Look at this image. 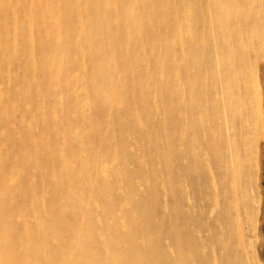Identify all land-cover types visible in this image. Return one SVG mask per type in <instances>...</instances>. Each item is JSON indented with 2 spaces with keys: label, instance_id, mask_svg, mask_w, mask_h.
Wrapping results in <instances>:
<instances>
[{
  "label": "rangeland",
  "instance_id": "rangeland-1",
  "mask_svg": "<svg viewBox=\"0 0 264 264\" xmlns=\"http://www.w3.org/2000/svg\"><path fill=\"white\" fill-rule=\"evenodd\" d=\"M97 4L48 0L18 9L37 17L36 34L55 11L69 31L60 44L108 46L97 59L105 53L111 67L94 77L89 56L72 54L50 80L30 68L39 63L31 50L0 72V264H75L82 252L74 237L86 216L96 220V234L84 232L82 241L99 254L95 263L122 264L97 232L107 226L100 211H111L112 199L120 215L137 208L134 220H120L121 245L145 244L126 264H264V0ZM1 20L0 63L16 35L14 20ZM108 81L119 89L115 96L103 91Z\"/></svg>",
  "mask_w": 264,
  "mask_h": 264
},
{
  "label": "bare ground",
  "instance_id": "bare-ground-1",
  "mask_svg": "<svg viewBox=\"0 0 264 264\" xmlns=\"http://www.w3.org/2000/svg\"><path fill=\"white\" fill-rule=\"evenodd\" d=\"M5 1V2H4ZM0 0V8H2V9H4V11L2 12V14H1V19H4V18H7V17H10V18H12L14 21L12 22L15 26V28H14V32L16 33V35H15V37H14V44H13V49L10 51V50H8V51H6L5 52V54H3L4 55V58H3V60H2V62L0 63V72L2 71V70H4L3 68H5V66H6V62L8 61V59H15V57H17L15 60H17V59H19L20 58V56L21 55H23V54H27L26 52H28V51H31V50H35L36 51V61H39V63L38 62H35V63H33V65H30V68L32 69V70H34V72L35 73H37V74H40V73H44L45 75H44V77L45 78H50V80H54L55 79V71H56V68L58 67V64H61L63 61H65V60H67V59H69V58H71L72 57V54H76V55H83V54H87L88 56H89V58H90V64H91V68H92V72H93V74H94V77H99V76H102V75H104L105 73H106V71H107V69H109L110 67H111V61H110V58H108V57H106V54L104 53L103 54V56H101L102 57V59L101 60H99V59H97V56L100 54V53H102L104 50L106 51V49H108V46H105V47H102L101 49L100 48H98L97 47V45H96V41H93L91 44H90V47H87V48H84L83 50H78V49H76V47L78 46V45H71L70 47H66L65 45H63V44H60V41L63 39V38H65V36L66 35H68L69 34V31L68 30H66V29H64V30H62V29H60L61 27L59 26V24H60V20H59V16H58V13H55V11H51V12H49V14H50V22H49V27L48 28H46V30H45V32L44 33H34L33 32V30H34V22H35V20L37 19V17H34V16H31L30 14H29V10H24V11H22V12H20V11H18V9H19V7L22 5V4H29L30 5V8L29 9H31V10H33L34 8H36V7H40V6H42L43 5V3H45V4H48V0H11L12 1V3H8L6 0ZM208 2V1H207ZM88 3L89 4H91L93 7H96L98 4H97V0H88ZM70 4H72L73 5V3H70ZM120 5V4H119ZM14 6H16V7H14ZM52 10V9H51ZM209 10V9H208ZM130 13V12H129ZM123 15L125 16L126 15V13L125 12H120L119 13V17H118V19H119V21L120 22H122L123 23V21H122V17H123ZM125 18V17H124ZM0 19V20H1ZM134 19L135 18H132V14L130 13L129 14V18L127 19V21L128 22H130V23H133L134 22ZM1 21H3V20H1ZM5 21V20H4ZM9 21H10V19H9ZM12 21V20H11ZM8 23H10V22H8ZM5 24V23H4ZM12 24V25H13ZM11 25V24H10ZM4 26V25H3ZM11 27V26H10ZM13 27V26H12ZM11 27V28H12ZM98 28V26L97 25H95V24H93L92 25V29H93V31H95L96 29ZM1 29H3V28H1ZM5 29V28H4ZM13 29V28H12ZM76 32L78 33V34H80V32H81V30L80 29H77L76 30ZM104 31H102V35H105L104 33H103ZM0 33H2V32H0ZM4 33V32H3ZM2 33V34H3ZM5 34V33H4ZM1 37H3V36H1ZM120 39H122V40H124V39H126V40H128V36L127 37H123V36H120L119 37ZM178 39V38H177ZM264 40V39H263ZM178 42H179V40H178ZM262 43V42H261ZM70 48V49H69ZM3 52H4V50H3ZM160 65H162V63H160ZM7 67H8V65H7ZM8 69V68H7ZM19 70V69H18ZM6 71V70H5ZM6 72H8V71H6ZM6 72H4L5 74H6ZM164 72V69L161 67L160 68V72H159V74H160V76L161 75H167L166 74V72H167V70H166V72H164L165 74H162ZM1 75V74H0ZM14 75V74H13ZM7 76V75H6ZM7 78V77H6ZM9 78V77H8ZM8 78L6 79V82L7 81H9L8 80ZM138 84L139 85H142L143 84V81H144V79L143 78H139L138 80ZM252 89V88H251ZM254 89V88H253ZM118 87L116 86V85H114L113 84V82L112 81H108V83H107V87H104L103 88V91L105 92H107L108 94H111L112 96L114 95H116L115 93H117L118 92ZM253 91V90H252ZM221 94V93H220ZM171 96V95H170ZM169 97V96H168ZM87 100V99H86ZM84 103V102H83ZM84 105V104H83ZM141 105V104H140ZM168 109V108H167ZM189 110V109H188ZM144 111V110H143ZM166 111V110H165ZM167 114V113H166ZM103 116V115H102ZM194 116V115H193ZM99 117V116H98ZM261 117H263L262 115H261ZM139 119V118H138ZM29 121V120H28ZM68 122V121H67ZM99 122V121H98ZM141 122V121H140ZM26 123V122H25ZM191 123H193V122H191ZM147 124V123H146ZM31 126V125H30ZM143 126V125H142ZM194 126V125H193ZM262 126V125H261ZM67 127V126H66ZM195 127V126H194ZM119 128V127H118ZM99 129V128H98ZM198 129V128H197ZM199 130V129H198ZM261 130V129H260ZM101 131V130H100ZM116 131V130H115ZM137 131V130H136ZM167 131H168V128H167ZM192 131V130H191ZM262 131V130H261ZM121 133V132H120ZM259 133H261V132H259ZM119 134V133H118ZM121 135V134H120ZM226 135H227V133H226ZM262 135H264V134H262ZM24 136V135H23ZM111 136V135H110ZM153 136V135H152ZM228 136V135H227ZM226 136V137H227ZM120 137V136H119ZM188 137V136H187ZM196 137V136H195ZM139 138V137H138ZM183 138V137H182ZM191 138V137H190ZM263 138V137H262ZM197 139V138H196ZM105 140V139H104ZM148 140V139H147ZM163 140V139H162ZM195 140V139H194ZM6 141V140H5ZM137 141V140H136ZM141 141V140H140ZM184 141V140H183ZM190 141H191V139H190ZM200 141V140H199ZM198 141V142H199ZM262 141V140H261ZM164 142H165V140H164ZM197 142V143H198ZM227 142H228V140H227ZM139 143V142H138ZM169 143V142H168ZM183 143V142H182ZM193 143V142H192ZM263 143V142H262ZM9 144V143H8ZM98 144V143H97ZM113 144V143H112ZM122 144V143H121ZM141 144V143H140ZM152 144V143H151ZM155 144H156V146H157V143L155 142ZM199 144V143H198ZM264 144V143H263ZM101 145V144H100ZM105 145H106V143H105ZM10 146V145H9ZM125 146V145H124ZM145 146H146V144H145ZM199 146V145H198ZM11 147V146H10ZM168 147V146H167ZM185 147V146H184ZM263 147V146H262ZM24 148V147H23ZM124 149H125V147H123ZM138 148V147H137ZM145 148V147H144ZM200 148V147H199ZM9 149V148H8ZM19 149V148H18ZM130 149H132V148H130ZM141 149H142V147H141ZM154 149H155V147H154ZM157 149H159V148H157ZM230 149V148H229ZM257 149V148H256ZM99 150V149H98ZM103 150H105V149H103ZM122 150V149H121ZM140 151V150H139ZM144 151V150H143ZM167 151V150H166ZM190 151V150H189ZM197 151V150H196ZM8 152V151H7ZM30 152V151H29ZM98 153H99V151H97ZM121 152V151H120ZM119 151H118V153H120ZM141 152V151H140ZM235 152V151H234ZM9 153V152H8ZM8 153H5V154H8ZM21 153V152H20ZM124 153V152H123ZM144 153V152H143ZM167 153V152H166ZM229 153H230V150H229ZM4 154V153H3ZM114 154V153H113ZM129 154V153H128ZM173 154V153H172ZM195 154H198V153H195ZM234 154V153H233ZM30 155V154H29ZM104 155V154H103ZM115 155V154H114ZM122 155V154H121ZM137 155V154H136ZM168 155V154H167ZM15 156H16V154H15ZM23 156V155H22ZM31 156V155H30ZM135 156V155H134ZM171 156V155H170ZM235 156V155H234ZM157 157H158V155H157ZM238 157V156H237ZM251 157H252V155H251ZM119 158H120V156H119ZM122 158V157H121ZM160 158V157H159ZM173 158H174V155H173ZM234 158V157H233ZM80 159H82V158H80ZM165 159V158H164ZM193 159V158H192ZM195 159V158H194ZM236 160H237V158H235ZM234 159V160H235ZM253 159V158H252ZM257 159V158H256ZM255 158H254V160H256ZM99 160L100 159H98V162H99ZM137 160V159H136ZM250 160V159H249ZM14 161V160H13ZM21 161V160H20ZM29 161V160H28ZM37 161H39V160H37ZM198 161V160H197ZM230 161H231V159H230ZM16 162V161H15ZM34 162V161H33ZM134 162V161H133ZM147 162V161H146ZM161 162V161H160ZM175 162V161H174ZM244 162V161H243ZM250 162V161H249ZM256 162V161H255ZM24 163V162H23ZM104 163V162H103ZM130 163V162H129ZM153 163H154V161H153ZM186 163H188V160H187V162ZM192 163V162H191ZM232 163V162H231ZM246 163V162H245ZM31 164V163H30ZM99 164V163H98ZM97 164V165H98ZM148 164V163H147ZM158 164V163H157ZM196 164H198V163H196ZM236 164H239V163H237L236 162ZM24 165V164H23ZM41 165V164H40ZM44 165V164H43ZM102 165V164H101ZM233 165V164H232ZM25 166V165H24ZM33 166V165H32ZM31 166V167H32ZM38 166V165H37ZM110 166V165H109ZM142 166V165H141ZM161 166V165H160ZM197 166V165H196ZM233 166H235V165H233ZM30 167V168H31ZM143 167V166H142ZM158 167V166H157ZM172 167H174V166H172ZM187 167V166H186ZM236 167H238V165L236 166ZM258 167V166H257ZM28 168H29V166H28ZM27 168V169H28ZM99 168V167H98ZM110 168V167H109ZM128 168V167H127ZM254 168V167H253ZM179 169V168H178ZM129 170V169H128ZM146 170L147 169H145V172H146ZM196 170V169H195ZM255 170V169H254ZM25 171V170H24ZM30 171H32L31 169H30ZM42 171H43V169H42ZM49 171V170H48ZM170 171H171V169H170ZM194 171V170H193ZM231 171V170H230ZM238 171V170H237ZM97 172H99V171H97ZM30 174H31V172H29ZM36 173H37V171H36ZM43 173H45V172H43ZM111 173V172H110ZM162 173V172H161ZM30 174H29V176H30ZM38 174V173H37ZM98 174V173H97ZM96 174V175H97ZM107 174H108V172H107ZM159 174V173H158ZM22 175V174H21ZM26 175V174H25ZM123 175V174H122ZM149 175V174H148ZM238 175V174H237ZM256 175V174H255ZM109 176V175H108ZM188 176V175H187ZM22 177V176H21ZM145 177V176H144ZM149 177V176H148ZM193 177H195L194 175H193ZM239 177V176H238ZM254 177V176H253ZM27 178V177H26ZM35 178V177H34ZM38 178V177H37ZM160 178V177H159ZM190 178V177H189ZM249 178H250V176H249ZM28 179V178H27ZM194 179V178H193ZM197 179V178H196ZM127 180V179H126ZM138 180V179H137ZM141 180V179H140ZM157 180V179H156ZM159 180V179H158ZM157 180V181H158ZM192 179L190 178V181H191ZM25 181V180H24ZM31 181H33V179L31 180ZM105 181H107V177H106V180ZM196 181V180H195ZM194 181V182H195ZM28 182V181H27ZM129 182V181H128ZM178 182V181H177ZM193 182V183H194ZM213 182H214V180H213ZM25 183V182H24ZM26 184V183H25ZM195 184H196V182H195ZM33 185V184H32ZM139 185V184H138ZM137 185V186H138ZM175 185V184H174ZM193 185V184H192ZM142 186V185H141ZM164 187H165V185H164ZM177 187V186H176ZM232 187H234V186H232ZM46 188H48V187H46ZM109 188H110V185H108V184H104L103 186H102V190L104 191V192H106L107 190H109ZM33 189V188H32ZM31 189V190H32ZM195 189V188H194ZM194 189H191V190H194ZM237 189V188H236ZM165 190V189H164ZM190 190V189H189ZM199 190H200V188H199ZM250 190H252V189H250ZM47 191V190H46ZM110 191H111V189H110ZM166 191V190H165ZM233 191V190H232ZM138 192V191H137ZM177 192V191H176ZM190 192H192V191H190ZM199 192V191H198ZM198 192H197V194H198ZM28 193V192H27ZM47 193V192H46ZM165 193V192H164ZM193 193V192H192ZM196 193V192H195ZM235 194H236V192H234ZM253 193V192H252ZM43 194V193H42ZM161 194H163V193H161ZM191 194V193H190ZM235 194H234V196H235ZM23 195V194H22ZM30 195V194H29ZM35 195H37V194H35ZM49 195V194H48ZM47 195V196H48ZM140 195V194H139ZM142 195V194H141ZM177 195V194H176ZM198 195H200V194H198ZM44 196V195H43ZM134 196H135V193H134ZM161 196V195H160ZM160 196H159V198H160ZM192 196V195H191ZM24 197H25V195H24ZM31 197V196H30ZM35 197V196H34ZM237 197V196H236ZM7 198H8V195H7ZM27 198V197H26ZM200 198V197H199ZM34 199V198H33ZM57 199V198H56ZM55 199V200H56ZM131 199H132V197H131ZM135 199V198H134ZM133 199V200H134ZM161 199V198H160ZM159 199V200H160ZM26 200V199H25ZM39 200H40V198H39ZM178 200V199H177ZM191 200H193V199H191ZM242 200V199H241ZM255 200V199H254ZM1 201V200H0ZM17 201H18V199H17ZM29 201V200H28ZM136 201V200H135ZM139 201V200H138ZM188 201V200H187ZM235 201H236V199H235ZM7 202V201H6ZM22 202V201H21ZM23 203V202H22ZM29 203V202H28ZM56 203V202H55ZM111 211H107V210H104L105 209V207H104V209H103V211H100L101 212V214H102V216H103V218H104V220H105V222H106V225L107 226H104V227H101V228H99L98 229V233L99 234H101V235H104V243H103V245H104V251H109V250H111V251H113L114 250V252H116L117 254H116V257H115V261H117V258H119L120 259V261L122 262V264L123 263H125L126 261H124V259L126 258V256L127 255H130L133 251H135V250H138V247L139 248H141V247H143L145 244L144 243H142V242H132V241H130L129 243H127L125 246H122L121 245V243H123L122 241L124 240V243H126V238L124 237L125 236V228L122 226L123 224H121L120 222L121 221H127V219L128 220H134V215H136V210H137V208L135 209V207H132L133 205H130V208H129V212H128V214L126 215V216H124L123 215V213H121L122 215H120L119 213H117L116 212V210H113L112 208H115V206H113L114 205V200L112 199L111 200ZM194 203V202H193ZM240 203V202H239ZM243 203V202H242ZM2 204H3V202H2ZM15 204V203H14ZM27 204V203H26ZM137 204V203H136ZM161 204V203H160ZM159 204V205H160ZM179 204V203H178ZM4 205V204H3ZM44 205V204H43ZM118 205H119V203H118ZM180 205V204H179ZM15 205H13L12 207H14ZM139 206V205H138ZM236 206V205H235ZM239 206H240V204H239ZM7 207V206H6ZM9 207V206H8ZM142 207V206H141ZM141 207H139V208H141ZM154 207V206H153ZM153 207H152V209H153ZM163 207V206H162ZM167 207V206H166ZM183 207H185V206H183ZM25 208V207H24ZM62 208V207H61ZM149 208V207H148ZM37 209V208H36ZM88 212H89V206H88ZM193 209V208H192ZM6 210H7V208H6ZM150 210V209H149ZM213 211H214V209H212ZM211 210V211H212ZM236 210V209H235ZM240 210V209H239ZM25 211V210H24ZM30 211V210H29ZM210 211V213H212ZM4 212H5V210H4ZM9 212V211H8ZM32 212H33V210H32ZM38 212V211H37ZM91 212H92V210H91ZM95 212V211H94ZM125 212H126V210H125ZM152 212H154V211H152ZM161 212V211H160ZM163 212H165V211H163ZM237 212V211H236ZM141 213V212H140ZM167 213H168V210H167ZM181 213V212H180ZM56 214V213H55ZM182 214V213H181ZM12 215V214H11ZM38 215V214H37ZM59 215H61V214H59ZM166 215V214H165ZM170 215V214H169ZM180 215V214H179ZM237 215H238V213H237ZM36 216V215H35ZM40 216V215H39ZM54 216V215H53ZM181 216V215H180ZM17 217V216H16ZM42 217V216H41ZM66 217V215L64 216V218H62V219H68V217L67 218H65ZM90 217H91V215H90ZM183 217V216H182ZM188 217V216H187ZM26 218V217H25ZM37 218V217H36ZM35 218V219H36ZM51 218V217H50ZM57 218H59V216L57 217ZM56 218V219H57ZM27 219V218H26ZM71 219V218H70ZM101 219V218H100ZM137 219V218H136ZM139 219V218H138ZM220 219H222V218H220ZM23 220V219H22ZM42 220V219H41ZM58 220V219H57ZM121 220V221H120ZM190 220V219H189ZM223 220V219H222ZM18 221V220H17ZM24 221V220H23ZM49 221V220H48ZM51 221H53V220H51ZM61 221V220H60ZM96 221V220H95ZM95 221L93 220V219H90V218H87V216L86 217H84L83 219H82V222L81 223H79L80 225H79V229L80 230H78V235H76L74 238V243L77 245V247H78V249L82 252L81 254H80V256H82L81 258H78L77 257V259L75 258L74 259V262H75V264H96L95 262L97 261V259H98V255L99 254H97V253H95V252H92V251H89L88 249L89 248H87V247H85V245L82 243V241H83V234H84V232H86V237L87 238H93L94 237V235L96 234L95 233V229L93 230V231H90V228H91V226H94L93 224L95 223ZM169 221V220H168ZM187 221V220H186ZM37 223H38V220L36 221ZM59 222V221H58ZM76 222V221H75ZM98 222V221H97ZM101 222V221H100ZM99 222V223H100ZM141 222V221H140ZM157 222V221H156ZM188 222V221H187ZM221 222V221H220ZM32 223H34V222H32ZM60 223V222H59ZM138 223V222H137ZM241 223H242V221H241ZM35 224V223H34ZM34 224H32V225H34ZM44 223H41V227L42 226H44L43 225ZM46 224V223H45ZM62 224V223H61ZM167 224V223H166ZM171 224V223H170ZM48 225H50V224H48ZM55 225V224H54ZM65 225H67V224H65ZM64 225V226H65ZM137 225V224H136ZM146 224H144L143 226H145ZM168 225V224H167ZM173 225H175V224H173ZM172 225V226H173ZM221 225H223V224H221ZM228 225V224H227ZM38 226V225H37ZM45 226H47V225H45ZM147 226V225H146ZM169 226V225H168ZM214 226V225H213ZM212 227V226H211ZM215 227V226H214ZM53 227H52V224H51V229H52ZM172 228H175V226H173ZM12 229V228H11ZM35 229V228H34ZM55 229V228H54ZM53 229V230H54ZM170 229V228H169ZM192 230V229H191ZM243 230V229H242ZM17 231V230H16ZM127 231V230H126ZM165 231H166V229H165ZM176 231V230H175ZM174 231V232H175ZM195 231V230H194ZM218 231V230H217ZM146 232H147V230H146ZM213 232V231H212ZM17 233V232H16ZM154 233V232H153ZM165 233V232H164ZM56 234H58V232L57 231H54V235H56ZM99 234H97L98 235V237H99ZM130 234H132V232L130 233ZM129 234V235H130ZM225 234V233H224ZM230 234V233H229ZM15 235V234H14ZM167 235V234H166ZM194 235H195V233H194ZM193 235V236H194ZM213 235V234H212ZM151 236V235H150ZM149 236V237H150ZM229 236V235H228ZM31 237V236H30ZM131 237V236H130ZM147 237V236H146ZM153 237V236H152ZM152 237H150V238H152ZM156 237V236H155ZM165 237V236H164ZM220 237V236H219ZM224 237V236H223ZM26 239V238H25ZM183 239H185V238H183ZM245 239V238H244ZM17 240V239H16ZM155 240V239H154ZM177 240V239H176ZM242 240H243V237H242ZM1 241V240H0ZM15 241V240H14ZM90 241V240H89ZM101 241V240H100ZM178 241H180V239L178 240ZM199 241V240H198ZM226 241V240H225ZM18 242V241H17ZM149 242V241H148ZM154 242V241H153ZM157 242V241H156ZM244 242H245V240H244ZM250 242H251V240H250ZM219 243H220V241H219ZM226 243H228V241L226 242ZM20 244V243H19ZM34 244V243H33ZM157 244V243H156ZM156 244H154V246L156 245ZM175 244V243H174ZM180 244H182V243H180ZM18 245V244H17ZM16 245V246H17ZM152 245V244H151ZM150 245V246H151ZM162 245V244H161ZM168 245V244H167ZM178 245V244H177ZM20 246V245H19ZM170 246V245H169ZM33 247V246H32ZM31 247V248H32ZM35 247V246H34ZM152 247V246H151ZM156 247V246H155ZM163 247V246H162ZM240 247V246H239ZM23 248V247H22ZM72 248V247H71ZM74 248V247H73ZM72 248V249H73ZM153 248V247H152ZM173 248V247H172ZM179 248V247H178ZM182 248V247H181ZM32 249H34V248H32ZM170 249H171V247H170ZM180 249V248H179ZM179 249H177V250H179ZM34 250H36V249H34ZM251 250V249H250ZM17 251V250H16ZM23 251V250H22ZM25 251V250H24ZM29 251V250H28ZM89 251V252H88ZM155 251V250H154ZM173 251V250H172ZM189 251V250H188ZM233 251V250H232ZM252 251V250H251ZM34 252V251H33ZM91 252V253H90ZM136 252V251H135ZM140 252V251H139ZM170 252V251H169ZM177 252V251H176ZM175 252V253H176ZM231 252V251H230ZM18 253V252H17ZM48 253V252H47ZM52 253H54L53 252V250H52ZM88 253V255H86ZM105 253V252H104ZM162 253V252H161ZM168 253V252H167ZM171 253V252H170ZM201 253V252H200ZM33 254V253H32ZM31 254V255H32ZM133 254V253H132ZM150 254H151V252H150ZM153 254V253H152ZM163 254H164V251H163ZM189 254V253H188ZM44 255V254H43ZM46 255V254H45ZM117 255H118V257H117ZM158 255V254H157ZM160 255V254H159ZM186 255V254H185ZM192 255V254H191ZM221 255V254H220ZM245 255V254H244ZM51 256V255H50ZM134 256V255H133ZM11 257V256H10ZM39 257V256H38ZM42 257H44V256H42ZM128 257V256H127ZM137 257V256H136ZM161 257V256H160ZM186 257V256H185ZM113 258V257H112ZM111 258V259H112ZM131 257H129V259H130ZM164 258V257H163ZM180 258V257H179ZM217 258V257H216ZM103 259V258H102ZM181 259V258H180ZM194 259V258H193ZM113 260V259H112ZM157 260V259H156ZM220 260V259H219ZM246 260L248 261V262H250V259H248V256L246 257ZM102 261V260H101ZM114 260L112 261L113 263H116ZM137 261V260H136ZM191 261V260H190ZM223 261V260H222ZM225 261V260H224ZM49 263H50V261H48ZM65 262V261H64ZM73 262V261H72ZM104 262V261H103ZM155 262V261H154ZM167 262V261H166ZM173 262V261H172ZM44 263V262H43ZM52 263V262H51ZM129 263V262H128ZM179 263V262H178ZM192 263V262H191ZM219 263H220V261H219ZM11 264V263H10ZM110 264H112V263H110ZM126 264V263H125ZM160 264V263H159ZM180 264V263H179ZM190 264V263H189Z\"/></svg>",
  "mask_w": 264,
  "mask_h": 264
}]
</instances>
